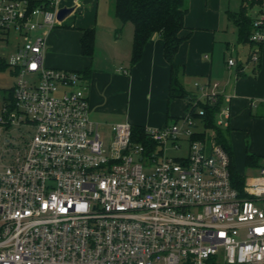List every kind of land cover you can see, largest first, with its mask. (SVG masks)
<instances>
[{
  "label": "built area",
  "instance_id": "2783aa9c",
  "mask_svg": "<svg viewBox=\"0 0 264 264\" xmlns=\"http://www.w3.org/2000/svg\"><path fill=\"white\" fill-rule=\"evenodd\" d=\"M260 6L250 41L264 45ZM59 10V0H0V42L16 46L11 63L0 56L15 74L0 131L31 135L0 154V264H264V163L237 189L226 148L191 129L220 101L219 84L197 83L182 118L145 128L154 149L128 123L106 145L82 74L45 65ZM184 138L187 155L169 156Z\"/></svg>",
  "mask_w": 264,
  "mask_h": 264
},
{
  "label": "crops",
  "instance_id": "0c3cea01",
  "mask_svg": "<svg viewBox=\"0 0 264 264\" xmlns=\"http://www.w3.org/2000/svg\"><path fill=\"white\" fill-rule=\"evenodd\" d=\"M107 4L103 10L101 0H59L60 9L74 11L49 34L45 65L78 72L83 77L82 72L88 70L84 81L90 117L99 127L111 129L116 124L128 123L133 127L157 128L182 118L188 100L168 99L171 69L164 57L162 38L154 36L142 59L132 65L134 26L122 25L113 3ZM230 12L225 9L224 0H189L182 35L190 37L181 45L176 63L184 68L181 81L192 94L200 92L197 83L209 90H214L213 83L219 84L214 90L222 100L216 124L220 119L224 121L219 127L227 137L236 169L242 174L248 168V155L260 156L264 163V45L257 49L258 63L249 59L244 65L237 59L236 66L230 67L228 60L235 57L227 56L221 46H216L225 24L224 14L229 16ZM85 29L96 31L93 57L82 54ZM123 38L125 48L120 44ZM210 135L214 136V131ZM249 170V175L258 171Z\"/></svg>",
  "mask_w": 264,
  "mask_h": 264
},
{
  "label": "trees",
  "instance_id": "16d2710c",
  "mask_svg": "<svg viewBox=\"0 0 264 264\" xmlns=\"http://www.w3.org/2000/svg\"><path fill=\"white\" fill-rule=\"evenodd\" d=\"M33 6L44 4L47 7L50 0H31ZM264 0H242V6L238 12H230L229 18L237 28L238 37L241 43H251L250 36L253 32V18L248 15V9L262 5ZM189 13V0H115V14L122 25L131 23L134 26V40L132 47V65L138 63L144 54L147 43L156 35L160 36L164 42V57L171 69V82L168 99H185L191 101L195 94L190 93L184 87L181 76L184 68L176 63V55L181 45L190 37L183 36L186 29L185 18ZM96 44L95 29H85L81 39L82 54L86 57H93ZM6 69L1 66L0 70ZM87 71L82 72L85 76ZM81 74V73H80ZM11 96V94H10ZM222 100L214 105L206 107V115L202 117V122L206 128L195 138L203 140L213 139L216 143L224 146L229 152L231 162V174L234 186L242 190L246 176L240 174L233 162L231 147L222 129L216 124V114ZM207 129L214 131L211 136ZM133 141L142 143L154 149L156 144L148 138L145 128L133 127ZM263 164L260 156L248 155L246 165L248 168L259 169Z\"/></svg>",
  "mask_w": 264,
  "mask_h": 264
},
{
  "label": "rangeland",
  "instance_id": "374dc122",
  "mask_svg": "<svg viewBox=\"0 0 264 264\" xmlns=\"http://www.w3.org/2000/svg\"><path fill=\"white\" fill-rule=\"evenodd\" d=\"M108 2L113 3V6H115V0H101V9L105 10L107 9V4ZM106 4V5H105ZM224 6L226 10H230L232 12H237L240 10L242 6V0H224ZM261 9V6L258 5L254 8H249L248 9V15L251 18H254L256 13ZM224 23L223 28L221 32L218 34V41L220 42L217 46H221V50L223 53H227V56L233 55L235 60L238 59L241 63L244 65H247V61L250 59L251 55L253 54L254 51H256L259 47V44H251L249 42L247 43H241L238 37L237 29L233 22L230 20L228 17V14H224ZM133 26V25H131ZM121 47L125 48L126 45V39L123 38L120 41ZM221 51V52H222ZM16 52V46L11 45V46H6L4 43L0 42V56L3 58H6L9 63L13 60V55ZM252 63V62H251ZM201 81V80H200ZM202 82V81H201ZM15 83V74L13 72L6 68L0 70V109L2 108V105L4 101L10 99V91L13 88ZM200 97L201 93L198 92L196 94ZM189 104V101H187ZM201 107V106H200ZM196 126L191 127L192 131L194 132H199L203 133L206 128L202 122L201 119H196L195 120ZM28 129L26 128H18V127H10V128H2L0 131V154H4L8 151L6 156H10L13 154V148L14 147H20L24 148L31 138V135H28ZM99 131L102 134V137L105 141V144H109L111 140V136L113 133V128H109L106 126H100ZM207 132L210 134L212 132L211 130L207 129ZM210 141V140H209ZM183 148L182 150L179 151H174V150H168V155L172 157H184L188 153V146L189 143L184 138L182 141ZM146 171H149L148 168ZM250 170L249 168H246L242 172V175L244 176L249 175ZM256 173V172H255Z\"/></svg>",
  "mask_w": 264,
  "mask_h": 264
},
{
  "label": "water",
  "instance_id": "95a60500",
  "mask_svg": "<svg viewBox=\"0 0 264 264\" xmlns=\"http://www.w3.org/2000/svg\"><path fill=\"white\" fill-rule=\"evenodd\" d=\"M74 11V8H61L58 11V19L62 23L66 20V18Z\"/></svg>",
  "mask_w": 264,
  "mask_h": 264
}]
</instances>
